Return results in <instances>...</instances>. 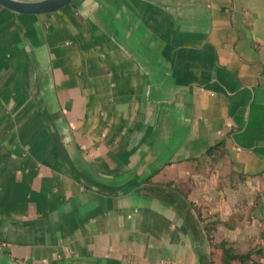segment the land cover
I'll return each instance as SVG.
<instances>
[{
    "label": "crops",
    "instance_id": "crops-1",
    "mask_svg": "<svg viewBox=\"0 0 264 264\" xmlns=\"http://www.w3.org/2000/svg\"><path fill=\"white\" fill-rule=\"evenodd\" d=\"M213 224L264 245V0L0 6V264H205Z\"/></svg>",
    "mask_w": 264,
    "mask_h": 264
},
{
    "label": "water",
    "instance_id": "water-1",
    "mask_svg": "<svg viewBox=\"0 0 264 264\" xmlns=\"http://www.w3.org/2000/svg\"><path fill=\"white\" fill-rule=\"evenodd\" d=\"M75 0H22L15 3L12 0H0V6L20 16H45L57 13L69 6Z\"/></svg>",
    "mask_w": 264,
    "mask_h": 264
},
{
    "label": "trees",
    "instance_id": "trees-1",
    "mask_svg": "<svg viewBox=\"0 0 264 264\" xmlns=\"http://www.w3.org/2000/svg\"><path fill=\"white\" fill-rule=\"evenodd\" d=\"M216 224H213L212 227L210 225L206 227L207 239L208 241L212 239L211 231L215 229ZM218 250H221V262L222 264H264L260 261L259 258H264V246H254L250 247L249 250L245 253H238L234 251L231 247H229V241H222L220 244L214 246ZM214 249L213 247H211ZM205 261L206 259H202ZM207 261V260H206Z\"/></svg>",
    "mask_w": 264,
    "mask_h": 264
},
{
    "label": "rangeland",
    "instance_id": "rangeland-1",
    "mask_svg": "<svg viewBox=\"0 0 264 264\" xmlns=\"http://www.w3.org/2000/svg\"><path fill=\"white\" fill-rule=\"evenodd\" d=\"M25 1H32V0H25ZM226 239L224 240H221V241H216V239L212 238L210 239L208 242H209V247H210V254H208V258H207V261L205 260V264H222L221 262V250H218L217 248H215L214 246L220 244L222 241H225ZM238 244V241H233L231 242L229 240V247H231L232 249H234V251L238 252V253H245L249 250V246L247 247L246 245L247 244H244L245 248L240 246V245H237ZM252 245V246H251ZM251 247H254V246H257L255 240H251ZM260 246H264L262 244H259ZM258 245V246H259ZM211 247H213L214 249H212ZM260 261H262L264 263V258H259Z\"/></svg>",
    "mask_w": 264,
    "mask_h": 264
},
{
    "label": "bare ground",
    "instance_id": "bare-ground-1",
    "mask_svg": "<svg viewBox=\"0 0 264 264\" xmlns=\"http://www.w3.org/2000/svg\"><path fill=\"white\" fill-rule=\"evenodd\" d=\"M12 1H14L17 4L20 3L22 0H12Z\"/></svg>",
    "mask_w": 264,
    "mask_h": 264
}]
</instances>
